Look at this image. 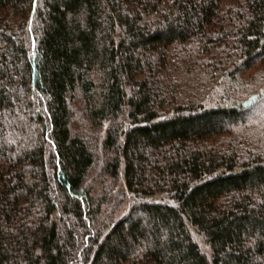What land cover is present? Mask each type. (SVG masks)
Masks as SVG:
<instances>
[{
    "label": "trees",
    "instance_id": "1",
    "mask_svg": "<svg viewBox=\"0 0 264 264\" xmlns=\"http://www.w3.org/2000/svg\"><path fill=\"white\" fill-rule=\"evenodd\" d=\"M0 264H264V0H0Z\"/></svg>",
    "mask_w": 264,
    "mask_h": 264
}]
</instances>
